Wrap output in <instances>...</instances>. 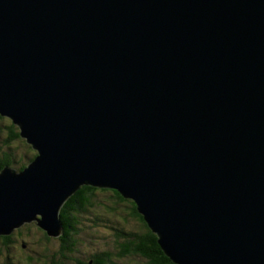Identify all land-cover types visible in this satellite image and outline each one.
I'll return each instance as SVG.
<instances>
[{
	"label": "water",
	"instance_id": "95a60500",
	"mask_svg": "<svg viewBox=\"0 0 264 264\" xmlns=\"http://www.w3.org/2000/svg\"><path fill=\"white\" fill-rule=\"evenodd\" d=\"M0 235L82 185L135 202L175 264H264V0H0Z\"/></svg>",
	"mask_w": 264,
	"mask_h": 264
},
{
	"label": "trees",
	"instance_id": "16d2710c",
	"mask_svg": "<svg viewBox=\"0 0 264 264\" xmlns=\"http://www.w3.org/2000/svg\"><path fill=\"white\" fill-rule=\"evenodd\" d=\"M21 139L19 128L0 115V172L5 167L21 171L27 166L26 155L16 145ZM22 141L28 144L25 139ZM28 146L31 163L36 151ZM59 219L62 233L58 237L48 236L35 221L23 224L10 235H0V264H175L164 254L157 235L148 227L135 202L117 190L82 185L64 202ZM107 222L111 224L110 236L93 243L84 239L85 223L94 228L100 223L107 227ZM31 225L41 231L34 242L39 250H30L31 254L20 260L14 255L15 244L19 241L26 248V241L19 234ZM92 244L98 248H92Z\"/></svg>",
	"mask_w": 264,
	"mask_h": 264
},
{
	"label": "rangeland",
	"instance_id": "374dc122",
	"mask_svg": "<svg viewBox=\"0 0 264 264\" xmlns=\"http://www.w3.org/2000/svg\"><path fill=\"white\" fill-rule=\"evenodd\" d=\"M24 139V138H23ZM23 139H21L20 141H17L16 145H19L20 147V152L26 155L25 158V164L28 165L29 164V157H31V154L28 153V150L31 149L28 144L24 143V141H22ZM26 144V146L24 145ZM29 148V149H28ZM107 195V194H104ZM99 197H104L103 195L99 194ZM100 213H102L103 215H105L103 212L100 211ZM92 217V216H91ZM26 223V222H25ZM23 223V224H25ZM107 225L109 226H104L103 224H96L94 228H91L90 226H88L87 223H85V232L83 234H85L84 239L88 242H96L98 240V242H100V238H104V237H108L111 235V224H109L107 222ZM20 228V227H19ZM27 231V230H26ZM24 231L22 234H19L20 237L23 238L24 241V245H26V248H22V244L17 241V244H15V251H14V255L15 257L17 256L20 260H24L25 258L23 256H25V254L27 256H29L30 250L33 253V250H39V246L36 245L34 242L37 240V238L40 236V230L37 229V227L35 225H31L30 229L27 231ZM52 245L49 244L48 246ZM92 248L97 249V244H92ZM24 250V251H22ZM86 250V249H85ZM1 260V258H0Z\"/></svg>",
	"mask_w": 264,
	"mask_h": 264
}]
</instances>
